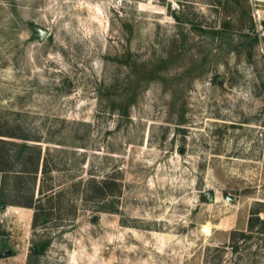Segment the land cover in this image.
Listing matches in <instances>:
<instances>
[{"label":"rangeland","instance_id":"1","mask_svg":"<svg viewBox=\"0 0 264 264\" xmlns=\"http://www.w3.org/2000/svg\"><path fill=\"white\" fill-rule=\"evenodd\" d=\"M0 131V264H264V0H0Z\"/></svg>","mask_w":264,"mask_h":264},{"label":"trees","instance_id":"2","mask_svg":"<svg viewBox=\"0 0 264 264\" xmlns=\"http://www.w3.org/2000/svg\"><path fill=\"white\" fill-rule=\"evenodd\" d=\"M0 136H8L10 137L9 134L4 133L2 131H0ZM14 149V150H13ZM34 148L32 146H30L27 143H16L13 142L11 140H8L6 138H0V173H2V177H3V181L1 183V189L3 190V192H5L4 190L6 189L7 186V180L12 178L11 177V172L13 171V165L14 163H18L20 165H25V155H35V158L33 159V157L29 159V163L33 164V166L29 169V168H23L22 172L28 173L30 174V176H35L38 173L39 170V162H40V152L37 151L35 152V150H33ZM15 151V158L13 159L10 152ZM33 151L35 152V154H33ZM28 153V154H27ZM26 160H28V158H26ZM43 172H46L45 168L43 167ZM23 175V174H22ZM22 176H20L21 178ZM41 192V191H40ZM33 194V192H32ZM2 204H6V201L2 198H0V205ZM28 205L32 206L33 202L31 201ZM258 220V219H256ZM253 219H251L250 221V227L252 228L253 225H255V223H253ZM260 223L263 225L261 230L264 229V222H262L260 220ZM45 245L42 246L41 251L44 249Z\"/></svg>","mask_w":264,"mask_h":264},{"label":"water","instance_id":"3","mask_svg":"<svg viewBox=\"0 0 264 264\" xmlns=\"http://www.w3.org/2000/svg\"><path fill=\"white\" fill-rule=\"evenodd\" d=\"M38 32H39V37L40 38H44L47 34V32L43 29H38ZM211 196V194H209V197Z\"/></svg>","mask_w":264,"mask_h":264}]
</instances>
